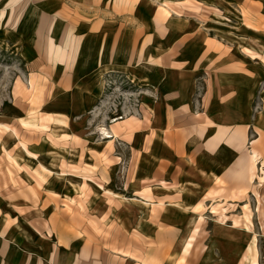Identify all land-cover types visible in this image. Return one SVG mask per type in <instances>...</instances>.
Wrapping results in <instances>:
<instances>
[{
	"label": "crops",
	"instance_id": "0c3cea01",
	"mask_svg": "<svg viewBox=\"0 0 264 264\" xmlns=\"http://www.w3.org/2000/svg\"><path fill=\"white\" fill-rule=\"evenodd\" d=\"M74 117L125 149L91 146ZM250 127L264 131V0L1 3L0 264H213L197 207L237 175L247 192L264 160ZM119 156L117 184L104 158Z\"/></svg>",
	"mask_w": 264,
	"mask_h": 264
},
{
	"label": "rangeland",
	"instance_id": "374dc122",
	"mask_svg": "<svg viewBox=\"0 0 264 264\" xmlns=\"http://www.w3.org/2000/svg\"><path fill=\"white\" fill-rule=\"evenodd\" d=\"M23 1L24 4H26L29 0ZM15 2L16 0H0V6L1 3L15 5ZM114 116L115 117H113L112 119L106 118V124H111V121H114L115 119L121 117V115ZM31 119L32 118L30 117L28 120ZM39 119L40 120H36V122H39L38 126H24L23 133L25 135H30L32 133L42 134L43 132H45V129L48 127L49 120L44 117H40ZM99 124L101 126L102 123H95V125L89 127L87 130L83 127V125L80 124L79 118L74 117L72 118V125L70 128L74 134L80 135L84 131V136H89L93 138L88 143L91 146L99 145L100 149L110 151L117 149H125L124 146L121 145L122 143H115V145L114 143H108L107 139L104 138L105 136H109L108 132H106L104 129L103 132H98V130H96V127L99 126ZM123 130L124 128L122 126H117L116 131L118 133H122ZM55 132L57 131H54V133ZM257 133L260 135L261 140L264 139V131H261V129L258 130L255 127H250L248 130L249 140L254 138ZM80 143L81 142L78 138L72 137L70 145L73 149V153H71L68 158V160H71V162H75L77 160L74 156V151L80 148ZM56 144L63 145L64 142ZM260 146L262 148V146H264V142H262ZM60 159L62 160L61 163L64 166V159L62 157ZM112 159L108 160L104 158V161L105 164L109 166H113L115 165V163L118 164L117 166H115V169H113L112 172L114 182L119 184V182L123 179V172L127 164V158L126 156H119V158ZM78 166L79 165H77L76 167L71 166V171H79ZM262 167H264V160L261 161L260 168L257 171H255V167L252 168V173L249 170V175L247 179V192L245 191L244 193H242L241 190L234 188L235 186H239L241 181V179L237 175L235 176V178L233 177V179H231V181L229 182L227 181L226 183H224L222 180L216 183L215 189H211L208 193L209 196L207 198L211 200V203H209V205L207 206L200 205L197 207V209L201 210L200 214L203 217L200 218L201 220L196 225V228L197 230H199L200 233V242L196 246L195 251L198 252L205 249V245L201 244L202 242H205L209 249H211L213 257L215 258L213 264H224V259L227 260L226 264H264V228H261V221H259V218H256L257 202L254 198L257 192H260L262 198H264V184H261V182H264V171H262L264 170V168ZM256 182H260L261 185L256 187ZM227 201H230L231 204H228L229 202ZM243 201L248 204V211L251 213V225L249 224L248 228H245V223L242 220L243 209L240 202ZM219 225H222L226 228H230L233 226L232 229H234V232L223 233V231H220L219 236H217L216 233L215 237L213 230ZM214 238H216V246L220 245L218 240H221L222 244L223 242L225 243L224 256L221 255L220 257L217 249L212 248ZM256 250L258 251V255H256ZM205 259L206 258L204 256L203 260L205 261Z\"/></svg>",
	"mask_w": 264,
	"mask_h": 264
},
{
	"label": "bare ground",
	"instance_id": "6f19581e",
	"mask_svg": "<svg viewBox=\"0 0 264 264\" xmlns=\"http://www.w3.org/2000/svg\"><path fill=\"white\" fill-rule=\"evenodd\" d=\"M116 120V119H115ZM109 137V136H108Z\"/></svg>",
	"mask_w": 264,
	"mask_h": 264
}]
</instances>
